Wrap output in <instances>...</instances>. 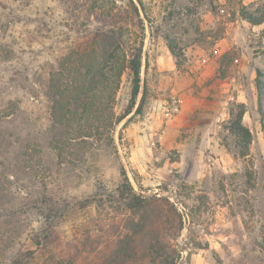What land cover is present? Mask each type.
<instances>
[{
	"label": "rangeland",
	"instance_id": "1",
	"mask_svg": "<svg viewBox=\"0 0 264 264\" xmlns=\"http://www.w3.org/2000/svg\"><path fill=\"white\" fill-rule=\"evenodd\" d=\"M68 1L0 0V264H24L33 250L42 255L32 264L51 255L58 264H155L152 229L178 264H264V24L242 16L260 17L264 0H109L136 24L133 1L144 25L142 113L117 126L114 143L77 136L58 145L52 94L73 78L70 51L99 25ZM166 38L183 54L178 66L162 54ZM223 38L233 44L220 52ZM158 57L173 69L158 70ZM131 85L123 74L116 112ZM240 109L247 148L228 129ZM121 167L136 193L170 202L150 204L137 239L120 201ZM123 234L136 242L117 260Z\"/></svg>",
	"mask_w": 264,
	"mask_h": 264
},
{
	"label": "trees",
	"instance_id": "2",
	"mask_svg": "<svg viewBox=\"0 0 264 264\" xmlns=\"http://www.w3.org/2000/svg\"><path fill=\"white\" fill-rule=\"evenodd\" d=\"M68 2L71 7L88 10L89 14L94 15L95 21L99 20V25L94 27L83 44L76 45L68 55L74 75L71 81H67L66 86L56 85L52 94L53 109L54 111L58 110L52 138L58 145L75 140L77 136H83L87 140H105V142L114 143L113 133L117 126L121 124V128L126 127L133 115L142 113L146 101L148 90L146 83H142L141 78L142 65L147 66L146 61L142 64L144 25L133 1H131L132 15L136 18V24L132 18L124 21L121 18V13L109 0H88L87 2L70 0ZM242 16L253 25L261 24L264 21V12L257 18L247 14ZM166 46L176 59V65H180L183 54L177 49L175 42L166 38ZM125 73L131 77L130 98L128 104L116 112L114 109L116 94ZM259 74L257 71V75ZM138 96L139 99H137ZM258 99H260V95ZM243 114L244 110L240 109L230 122L228 129L237 138L244 139L246 141L244 148H247L251 142L252 134L249 128L242 123ZM82 121L87 123L84 128L80 124ZM95 121L101 122L99 125H95ZM261 127L264 135V124ZM120 175V201L124 202V207L133 214V218L129 221V228L133 237L136 238L150 226L148 223L150 204L153 201L163 204L170 202L166 198L154 199L136 193L123 167L120 168ZM135 216L137 217L136 221L134 220ZM160 237L159 231L152 229V235L147 244L151 262L178 264V251L168 241ZM35 240L38 249L43 245L46 247L48 244V241L43 243L41 239L36 238ZM135 242V239L129 237L128 234H123L118 239L116 254L113 258L117 260L126 258L128 251H133ZM41 255L38 253L36 256L35 250L27 251L24 253V259L27 260L24 264H32ZM46 260L47 264H58L54 255L47 257ZM15 262L18 263V261ZM107 262L110 263V260Z\"/></svg>",
	"mask_w": 264,
	"mask_h": 264
},
{
	"label": "crops",
	"instance_id": "3",
	"mask_svg": "<svg viewBox=\"0 0 264 264\" xmlns=\"http://www.w3.org/2000/svg\"><path fill=\"white\" fill-rule=\"evenodd\" d=\"M263 24H264V22L261 23V24H258V26H262ZM221 42H223V43H221V45H222L223 47H222V49H220V52L223 51V50H225V48H227V47H229V46H232V44H233V43L230 41L229 38H223ZM223 48H224V49H223ZM217 50H219V49H217ZM218 52H219V51H218ZM162 54H163L164 56L171 55L170 51L168 50V48H167L166 46H164V51L162 50ZM153 61H154V64H157V66H158V70H160V71L171 70V69H173V67H174V65H171V63H169V64L167 65V67H165V65L161 62L160 57H158L157 59L155 58ZM170 78H171V77H170ZM157 101H158V100H157Z\"/></svg>",
	"mask_w": 264,
	"mask_h": 264
},
{
	"label": "built area",
	"instance_id": "4",
	"mask_svg": "<svg viewBox=\"0 0 264 264\" xmlns=\"http://www.w3.org/2000/svg\"><path fill=\"white\" fill-rule=\"evenodd\" d=\"M171 110H177V106H172ZM167 114H169V112H167Z\"/></svg>",
	"mask_w": 264,
	"mask_h": 264
}]
</instances>
